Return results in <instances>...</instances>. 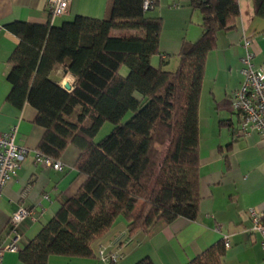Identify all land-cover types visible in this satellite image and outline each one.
I'll list each match as a JSON object with an SVG mask.
<instances>
[{
	"label": "trees",
	"instance_id": "trees-1",
	"mask_svg": "<svg viewBox=\"0 0 264 264\" xmlns=\"http://www.w3.org/2000/svg\"><path fill=\"white\" fill-rule=\"evenodd\" d=\"M252 1L254 15L264 16V0ZM142 2L110 0L101 19L77 15L60 25H5L18 38L8 60L7 100L35 108L34 121L44 128L40 153L57 160L73 144L80 150L76 169L86 176L18 249L25 264H46L50 255L94 256V241L119 216L131 237L197 215L198 102L206 56L217 33L235 27L238 2L189 1L202 15L201 35L182 41L172 70L163 68V60L151 65L160 54L162 21L147 15L151 9L143 10ZM58 65L75 77L68 90L52 79ZM105 122L111 129L97 140ZM223 254L221 240L186 264H219ZM135 264L154 262L142 257Z\"/></svg>",
	"mask_w": 264,
	"mask_h": 264
},
{
	"label": "crops",
	"instance_id": "crops-1",
	"mask_svg": "<svg viewBox=\"0 0 264 264\" xmlns=\"http://www.w3.org/2000/svg\"><path fill=\"white\" fill-rule=\"evenodd\" d=\"M110 0H72L68 13L51 19L47 0H0V132L15 127V143L27 149L20 169L2 188L0 194V246L9 242L8 223L12 213L23 205L33 219L19 226L22 239L18 249L33 239L60 204L72 197L86 176L76 169L80 150L69 144L60 154L63 169L54 170L34 161L44 128L35 123L36 110L28 103L17 107L7 100L11 85L6 79L9 57L18 38L5 28L14 21L60 25L77 15L101 19ZM147 15L159 17L160 54L151 65L172 70L183 40L196 41L201 35L202 15L189 6L190 0H151ZM239 16L235 27L217 33L216 46L206 56L204 77L198 102V181L200 200L195 219L178 217L170 223H157L147 230L127 236L126 222L119 216L112 227L93 245L94 256L50 255L46 264H106L98 258L100 246L122 257L114 264H135L150 257L154 264H186L208 247L228 236L229 247L219 264H264L261 235L252 230L248 210L264 208V137L257 132L237 134L241 114L231 105L232 94L243 81L241 58L249 41L252 63L264 69V16L253 12L252 0H237ZM123 74L127 73L122 68ZM52 79L71 88L75 77L58 65ZM105 123L102 125L103 127ZM109 127V126H108ZM46 196V197H45ZM18 251H4L0 264H25Z\"/></svg>",
	"mask_w": 264,
	"mask_h": 264
},
{
	"label": "built area",
	"instance_id": "built-area-1",
	"mask_svg": "<svg viewBox=\"0 0 264 264\" xmlns=\"http://www.w3.org/2000/svg\"><path fill=\"white\" fill-rule=\"evenodd\" d=\"M72 0H47L48 10L51 19L61 17L68 13ZM154 6L151 0H143V10L152 9ZM245 49L244 56L241 58L240 73L243 81L231 97V105L234 110L241 114L237 134H247L257 132L264 137V69L256 67L252 63V52L249 50V41H243ZM15 127L7 132H0V194L4 185L16 175L20 169V163L23 160L27 149L15 143ZM34 161L57 171L63 169L59 160L35 151ZM46 197V196H45ZM252 222V230L258 231L261 235V247L264 249V208L252 207L248 210ZM33 219L32 211L23 205H20L9 218L11 236L9 242L0 246V259L4 251L18 250V242L22 239L19 232V224L27 219ZM224 246L229 247L228 236H223ZM98 258L106 264L115 263L122 255L119 252H108L105 247L98 249Z\"/></svg>",
	"mask_w": 264,
	"mask_h": 264
},
{
	"label": "rangeland",
	"instance_id": "rangeland-1",
	"mask_svg": "<svg viewBox=\"0 0 264 264\" xmlns=\"http://www.w3.org/2000/svg\"><path fill=\"white\" fill-rule=\"evenodd\" d=\"M128 117V115L125 117V119ZM106 127H101L100 130L98 131V133L96 134V139L98 140L99 138L107 135V133H109L110 129H111V123L109 122H105ZM109 126V127H108Z\"/></svg>",
	"mask_w": 264,
	"mask_h": 264
},
{
	"label": "water",
	"instance_id": "water-1",
	"mask_svg": "<svg viewBox=\"0 0 264 264\" xmlns=\"http://www.w3.org/2000/svg\"><path fill=\"white\" fill-rule=\"evenodd\" d=\"M64 88L67 89V90L70 89L68 84H64Z\"/></svg>",
	"mask_w": 264,
	"mask_h": 264
}]
</instances>
